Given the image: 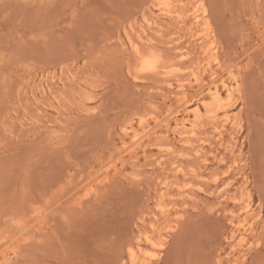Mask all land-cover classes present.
<instances>
[{"label": "rangeland", "instance_id": "rangeland-1", "mask_svg": "<svg viewBox=\"0 0 264 264\" xmlns=\"http://www.w3.org/2000/svg\"><path fill=\"white\" fill-rule=\"evenodd\" d=\"M0 264H264V0H0Z\"/></svg>", "mask_w": 264, "mask_h": 264}, {"label": "bare ground", "instance_id": "bare-ground-1", "mask_svg": "<svg viewBox=\"0 0 264 264\" xmlns=\"http://www.w3.org/2000/svg\"><path fill=\"white\" fill-rule=\"evenodd\" d=\"M151 48H149V49H151ZM149 49L146 48V51H145L146 53H139L138 54L137 65L140 68L139 72L147 73L149 75V78H150V76H154V78H155L161 74V70L164 69L166 62H164L163 57L161 55V52L154 51L153 49H152L153 51L152 50L149 51ZM162 53H163V51H162ZM135 57H137V56H135ZM135 66H136V64H135ZM136 70H138V69H136ZM181 89H182V86L179 87L180 91H182ZM182 95H183V93H182ZM177 102H179V100ZM181 125H182L181 122L175 123V131L176 132L179 133V131L181 130V128H180ZM165 127H166V125H165Z\"/></svg>", "mask_w": 264, "mask_h": 264}]
</instances>
